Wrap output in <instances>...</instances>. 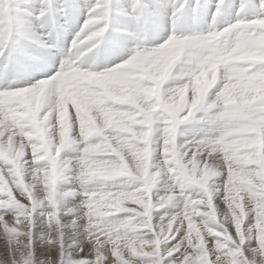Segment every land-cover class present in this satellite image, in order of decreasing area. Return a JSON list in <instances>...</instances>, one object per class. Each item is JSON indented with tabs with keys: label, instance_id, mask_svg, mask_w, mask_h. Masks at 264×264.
I'll list each match as a JSON object with an SVG mask.
<instances>
[{
	"label": "snow or ice",
	"instance_id": "obj_1",
	"mask_svg": "<svg viewBox=\"0 0 264 264\" xmlns=\"http://www.w3.org/2000/svg\"><path fill=\"white\" fill-rule=\"evenodd\" d=\"M0 264H264V0H0Z\"/></svg>",
	"mask_w": 264,
	"mask_h": 264
}]
</instances>
